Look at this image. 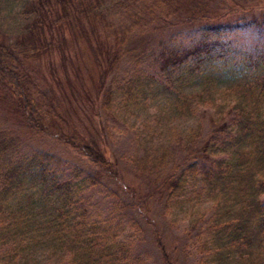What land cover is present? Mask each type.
I'll return each mask as SVG.
<instances>
[{
    "label": "trees",
    "instance_id": "trees-1",
    "mask_svg": "<svg viewBox=\"0 0 264 264\" xmlns=\"http://www.w3.org/2000/svg\"><path fill=\"white\" fill-rule=\"evenodd\" d=\"M116 1L141 4L160 18L171 12L166 4L172 0H26L12 43L0 40V89L10 95L29 141L46 135L54 117L34 101L37 85L27 64L56 55L64 62L65 47L83 44L97 73L90 82L79 67L69 75L88 105L87 133H64L57 140L81 165L46 148L29 149L8 161L21 140L0 134V264H25L41 247L61 253L68 264H144L134 245L119 240L121 226L132 220V207H137L136 190L123 182L119 163L111 161L96 136L102 113L114 120L117 107L137 106L153 92L173 98L177 109L187 102L190 111L212 108L215 119H209L207 134L193 130L183 159L162 177L163 157L142 159L141 172L151 183L147 196L168 206L183 198L189 186H200L211 206L202 243L208 264H264V18L215 21L210 16L214 9L195 0L188 11L194 20L169 33L155 31L156 39H137L124 51L129 34L136 30L141 36L147 23L132 15L133 30L114 36L113 42L100 40L104 11ZM182 1L188 5L191 0ZM238 34L240 44L233 45L231 36ZM184 35L191 36L179 42ZM69 65L78 66L77 57ZM220 80L227 84L222 91L217 90ZM190 83L201 89L187 98L183 89ZM249 97H254L252 105ZM89 189L114 198L104 220L90 219L84 195ZM27 190L25 204L11 207L10 201ZM157 247L164 264H172L158 238Z\"/></svg>",
    "mask_w": 264,
    "mask_h": 264
},
{
    "label": "rangeland",
    "instance_id": "rangeland-1",
    "mask_svg": "<svg viewBox=\"0 0 264 264\" xmlns=\"http://www.w3.org/2000/svg\"><path fill=\"white\" fill-rule=\"evenodd\" d=\"M25 1L0 0V40L5 39L8 43H12L21 27L20 10ZM176 1H178L176 4L173 3L174 0L166 4L171 12L164 18H160L158 11L152 15L147 14L141 4L134 7L123 2H114L107 11L105 10L106 12L104 11L106 29H100V40L105 41L108 38V41L113 42L114 36L119 37L124 32L133 30L132 15L135 14L147 24L141 36L135 35L136 30L129 34V38L122 44L124 51L136 46L137 39L153 40L156 37L155 31L163 30L169 33L182 24L194 20L191 12L188 11H191L190 7L195 0H191L188 5H185L182 0ZM201 1L210 9H214V12H210V16L215 21L231 22L241 17H245L247 21L257 17L264 18V0ZM150 27L154 30L150 31ZM190 33V31L187 32V34ZM190 36H181L179 42H187ZM231 40L233 45L240 44V34L232 35ZM117 47L118 45L115 44L111 50ZM63 54L64 62L59 55H56L40 62L31 61L27 64L37 85V88L33 90L34 101L45 106L46 111L49 112L48 115L54 117L47 134L40 135L37 141L26 139L25 134L22 133L23 129L20 128L19 119L16 120L17 116L13 114V101L10 95H6L0 89V134H7L5 136L21 140V145L13 149L8 161L14 162L18 154L29 149L46 148L68 162L81 165L76 161L74 154L61 146L57 140L64 133L70 134L74 131L87 133L88 105L83 101L82 89L80 87L75 89L74 85L68 81L69 75L73 69L78 70L79 67L81 71L78 72L90 82L91 76L96 77L97 73L89 59L90 52L84 48L83 44L67 46ZM75 57L78 59V66L72 68L69 62ZM226 85L224 80H220L217 90H224ZM200 89L198 83H190L184 87L183 94L189 98ZM253 101L254 97H249V104L252 105ZM189 103H184L177 109L173 98L162 95L160 92H153L145 101L139 100L137 106L120 110L117 107L114 120L106 118L102 113L101 134L96 136V141L101 140V145L106 149L111 161L119 163L123 182L136 190V198L140 202L139 209H137L138 202L136 208L132 207V220L121 226L123 229L119 240L134 245V250L141 254L144 264H164L157 247V238L164 244L172 264H208V257L204 253L202 243L208 219L211 216V206L203 198L201 187L189 186L183 198L176 201L173 199L168 206H165L163 202L159 203L157 196H147L151 192L149 189L151 183L147 180L146 173H142L140 169L143 158L161 156L164 158L165 166L158 176L162 177L173 165L183 159V147L187 139L192 136L193 130L200 129V134L204 135L210 131L212 122L209 119H215L214 110L195 106L190 111ZM148 178L151 179V177ZM102 191L89 189L84 194L91 216L89 218L92 220H104L114 205V198L105 197L100 194ZM28 193L27 190L23 194L16 195L10 201V206L14 208L16 205L25 204ZM136 223L139 228L135 226ZM31 253L32 255L29 254L26 257L25 264H68L64 255L61 253L52 255L43 247Z\"/></svg>",
    "mask_w": 264,
    "mask_h": 264
}]
</instances>
